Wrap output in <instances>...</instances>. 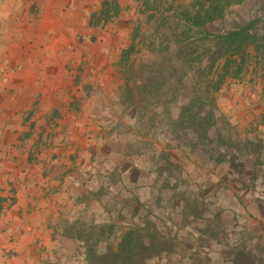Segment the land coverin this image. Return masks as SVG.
Listing matches in <instances>:
<instances>
[{"label":"rangeland","instance_id":"obj_1","mask_svg":"<svg viewBox=\"0 0 264 264\" xmlns=\"http://www.w3.org/2000/svg\"><path fill=\"white\" fill-rule=\"evenodd\" d=\"M46 1L0 0V16H5L4 21L0 20V32L7 34L13 30L7 16L42 14ZM118 2L116 7L114 0H80V14L84 12L81 5L87 7V21L80 19L82 94L76 95L70 88L72 100L62 101L59 109L53 111L54 115L63 110L77 111V99L86 100L92 93L99 99L96 125L91 128L96 133L83 142L87 153L80 156V165L88 161L92 165H83L80 172L85 169L83 182L97 188L90 189L88 196L104 205L105 211H97L99 218L94 220L82 218L68 224L70 232L75 228L72 233L80 242L68 241L71 244L64 257L55 254L52 264H84L91 232L97 236L105 230L109 240L99 249L106 250L109 243L114 244L131 227L141 229L146 240L169 244L167 248L163 245L160 255L145 264H236L241 249L252 250L257 264H264V0L234 4L217 21V27L223 29L250 27L254 33L252 55L245 57L241 75L227 77L216 92V102H206L203 108L198 110L196 106L192 112H186V120L187 116L197 114L206 126V134L200 137L187 129L172 130L166 110L171 108L173 118L178 116L182 102L191 98V84L176 92L178 85L174 79L167 80L159 106H153L154 95L140 94V89L136 105L127 98V67L120 63V57L131 42L133 28L146 18V3ZM2 42L0 39V45ZM5 42V46L10 43ZM162 48L165 49L159 47L162 52L154 56L145 51L139 54L135 80L149 76L155 68L175 67L177 52H166L162 57ZM93 50L102 53L95 51L96 57L90 58ZM153 57L158 63L148 62ZM8 59L5 48H1L0 81L9 80L7 74L12 73L3 66L4 62L10 64ZM96 62L100 63L99 71L113 78L111 87L102 86V82L96 84L98 80L93 85L87 81L94 74ZM203 65H194L192 75L206 80L208 85L207 79L218 71V66L211 68L208 62ZM175 73L177 77L181 74ZM155 77L165 82L162 76ZM13 93L11 90L10 94ZM68 146L75 149L70 141ZM70 154L72 160H77L75 153ZM10 199H0V213L14 197Z\"/></svg>","mask_w":264,"mask_h":264},{"label":"crops","instance_id":"obj_2","mask_svg":"<svg viewBox=\"0 0 264 264\" xmlns=\"http://www.w3.org/2000/svg\"><path fill=\"white\" fill-rule=\"evenodd\" d=\"M43 6L42 14L7 16L13 30L0 32V49L10 58L3 66L12 71L9 80L0 81V197H14L0 213V264H52L55 254L64 257L68 241L80 242L68 224L94 220L97 211H105L88 196L97 188L83 182L85 169L80 172V156L87 153L83 142L96 133L91 128L99 99L92 93L77 99V111L53 114L62 101L72 100L70 88L82 94L80 19L87 21V7L82 4L80 14V0H47ZM95 51L102 53L93 50L90 58ZM95 65L87 81L111 87L113 78L99 71V62ZM67 141L75 149L66 147Z\"/></svg>","mask_w":264,"mask_h":264},{"label":"trees","instance_id":"obj_3","mask_svg":"<svg viewBox=\"0 0 264 264\" xmlns=\"http://www.w3.org/2000/svg\"><path fill=\"white\" fill-rule=\"evenodd\" d=\"M242 1L244 0H145L146 8L143 13H146V18L133 28L131 42L122 50L120 57V63L127 67L124 70V93H127V98L133 105L139 100V89L140 94L154 95L153 106H159L163 103L160 94L163 93L167 80L174 79V84L178 85L176 92L191 84V98L182 102L176 118H173L171 108L166 107L168 116L171 117L170 128L175 132L187 129L197 137L206 134V126L200 122L197 114L187 116L188 120L185 119V114L192 107L198 106L199 110L206 102H216V92L222 88L227 77L241 75L244 71L245 57L252 55L253 31L250 27H217V21L225 16L227 10ZM114 5L119 6L118 0H114ZM159 47H165L162 48L165 50L162 57L167 55L166 52H177L175 67L172 70L155 68L150 71L149 76H138L135 80V65L139 54L145 51L154 56L160 51ZM239 57L243 58L240 62ZM148 62L158 63L154 57ZM206 62L210 63L211 68L218 66V71L207 79L208 85L206 80L192 75L194 65L201 68ZM177 71L181 72L178 77L177 73L174 74ZM156 74L162 76L165 82L157 80L159 78L155 77ZM179 100L176 99L177 102ZM107 238L103 229L97 236L91 232L86 241L84 264H145L148 259L160 255L169 246L167 242L146 240L143 231L137 227L127 229L114 244L109 243L106 250H100L101 244L109 240ZM257 261V255L252 250L245 249H241L235 259L236 264H257Z\"/></svg>","mask_w":264,"mask_h":264}]
</instances>
